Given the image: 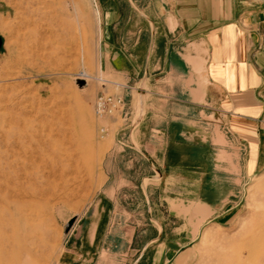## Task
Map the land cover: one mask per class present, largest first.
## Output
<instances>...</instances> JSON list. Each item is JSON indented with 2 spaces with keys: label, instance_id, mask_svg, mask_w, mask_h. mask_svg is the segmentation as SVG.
Masks as SVG:
<instances>
[{
  "label": "rangeland",
  "instance_id": "obj_1",
  "mask_svg": "<svg viewBox=\"0 0 264 264\" xmlns=\"http://www.w3.org/2000/svg\"><path fill=\"white\" fill-rule=\"evenodd\" d=\"M100 17L99 0H0V264H62L72 245V264H131L147 242L150 264H264V171L218 218L182 208L174 220L152 201L149 221L145 208L133 216L131 247L114 232L84 239L113 122L130 127L141 112L134 91L129 120L130 90L101 67ZM102 93L123 109L98 117Z\"/></svg>",
  "mask_w": 264,
  "mask_h": 264
},
{
  "label": "crops",
  "instance_id": "obj_2",
  "mask_svg": "<svg viewBox=\"0 0 264 264\" xmlns=\"http://www.w3.org/2000/svg\"><path fill=\"white\" fill-rule=\"evenodd\" d=\"M99 9L101 67L139 94L141 112L130 127L113 122L84 239L114 232L131 247L133 216L145 208L149 221L152 201L173 206L174 220L182 208L195 221L223 216L264 171V0H99ZM156 226L155 242L166 231ZM149 247L131 264H150Z\"/></svg>",
  "mask_w": 264,
  "mask_h": 264
},
{
  "label": "built area",
  "instance_id": "obj_3",
  "mask_svg": "<svg viewBox=\"0 0 264 264\" xmlns=\"http://www.w3.org/2000/svg\"><path fill=\"white\" fill-rule=\"evenodd\" d=\"M123 105V100L120 97L102 93L96 99L95 114L98 117L112 115L116 111H121Z\"/></svg>",
  "mask_w": 264,
  "mask_h": 264
},
{
  "label": "water",
  "instance_id": "obj_4",
  "mask_svg": "<svg viewBox=\"0 0 264 264\" xmlns=\"http://www.w3.org/2000/svg\"><path fill=\"white\" fill-rule=\"evenodd\" d=\"M1 44H2V40H1V38H0V46H1ZM78 84H79V85H83V82H78ZM72 223H73V222H69V224H68V228L72 225Z\"/></svg>",
  "mask_w": 264,
  "mask_h": 264
},
{
  "label": "bare ground",
  "instance_id": "obj_5",
  "mask_svg": "<svg viewBox=\"0 0 264 264\" xmlns=\"http://www.w3.org/2000/svg\"><path fill=\"white\" fill-rule=\"evenodd\" d=\"M80 87H82V85H79Z\"/></svg>",
  "mask_w": 264,
  "mask_h": 264
}]
</instances>
